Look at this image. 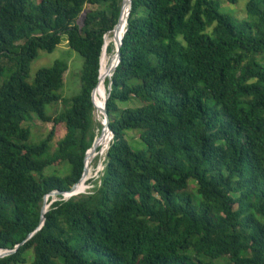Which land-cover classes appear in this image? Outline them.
<instances>
[{"label":"trees","instance_id":"trees-1","mask_svg":"<svg viewBox=\"0 0 264 264\" xmlns=\"http://www.w3.org/2000/svg\"><path fill=\"white\" fill-rule=\"evenodd\" d=\"M221 5L133 0L111 78L104 169L89 192L49 197L44 225L25 242L44 198L82 179L96 138L104 149L92 93L122 0H0V251L25 242L0 264H264V0H248L245 20ZM63 40L84 60L70 99L59 94L65 61L29 82L39 53ZM33 119L52 124L38 143ZM64 164V175L47 173Z\"/></svg>","mask_w":264,"mask_h":264},{"label":"rangeland","instance_id":"rangeland-1","mask_svg":"<svg viewBox=\"0 0 264 264\" xmlns=\"http://www.w3.org/2000/svg\"><path fill=\"white\" fill-rule=\"evenodd\" d=\"M221 2V9L223 12L231 13V15L237 19V20H245L247 18L246 14V5L248 0H240L237 5H231L228 3L227 0H218ZM126 3V0H125ZM125 7V6H124ZM92 9H99L98 7H92ZM114 50L116 45L113 44ZM114 53H108L105 58L106 66L108 65L109 61H112ZM56 61H65L68 64V71L65 74V83L63 89L59 92V94L63 97V99H70L81 92V72L83 68L84 60L83 58L72 48L68 46V42L66 40H63V42L56 48V50L49 54L46 52H40L38 58L32 63L31 65V71H30V78L29 82H33L34 78L36 76V73L43 68H50L52 67ZM264 64V63H263ZM138 106L137 102H131L129 104L121 105V107H135ZM64 109L63 102L60 101L58 104H55L48 108V113L50 116H55L58 113H60ZM95 112L93 115V121H94V128L96 130V134L98 136L99 133H101V139L100 142H103V138L105 136V129L104 127L96 120ZM30 126L32 131V140L35 143H38L41 140H44L47 138L49 132L52 129V124H45L42 123L38 119L31 120L28 124ZM102 126V129L100 127ZM104 130V134L102 135V131ZM66 132L64 129L58 130L57 135L54 139V146H56V143L60 141L64 136ZM127 140L131 144L132 148L134 150H142L144 149V144L139 140L138 133L134 131H127ZM31 140V141H32ZM103 152L100 154L94 155L93 159L91 160L90 166H89V174H88V182H87V189L85 190V193L89 192L92 188V185L89 184V181L92 179H98L99 174L102 172V169L99 170L100 164L103 163L104 157L102 156ZM103 157V158H102ZM68 168L66 164L60 167H56L53 169H48L47 173L51 174L53 172L58 171L59 174L64 175L66 173L65 169ZM53 202L58 201V198H53ZM51 204V203H50ZM204 260L211 262L213 264H226L225 259H217L212 260L209 258H205Z\"/></svg>","mask_w":264,"mask_h":264},{"label":"water","instance_id":"water-1","mask_svg":"<svg viewBox=\"0 0 264 264\" xmlns=\"http://www.w3.org/2000/svg\"><path fill=\"white\" fill-rule=\"evenodd\" d=\"M132 3H133V0H130L129 1L128 12H127L126 17H125V23L122 24L123 15H124V6H125V0H122V9H121V13H120V17H119L118 23L115 26V28L113 29V31L109 32L105 36V38H104L105 43H104V47H103V50H102V55L107 53L108 47L106 45V38L109 35H112L113 36V39L115 40V43L114 44L116 45V49H115V52H114L115 54L113 55L114 63L110 66V69H109L110 77L108 78L109 83L107 85V98L104 101V107H103V115H104V118H105V126L107 128V131L111 135V142H112V140L114 138V133H113V131L110 128V117H109V113H108V110H107V103H108V100H109L110 95H111L110 94L111 93V87H112L111 78L113 77V75H114L117 67L120 64V58H121L120 51H121V46L123 44V39H124L125 34H126V31H127V25H128V20H129L130 14H131ZM102 55H101V57H102ZM99 72H100V74H99V83H100V81H101V61H100V71ZM99 83H98L97 87L94 89V91L92 93V101H93V104H94V108L95 109H96V105H95V94H96V90L99 87ZM103 134H104V130L102 131V135ZM111 142H110V144H111ZM97 146H98V141H97V138H96L95 141H94V143H93V145H92V148L87 152V154L85 156V160H84L85 168H84V173H83L82 179L76 185H74L71 188L70 191H68V192H59V191L52 192V193H50V195H48V196H46L44 198V202H43V206H42V210H41L40 226H39V228L33 234H31L28 237V239L25 242H27L29 239H31V237L36 232H38L41 229V227L44 225V223H45V215L48 212V209H49V207L51 205V204H48L49 197H52V198L62 197L63 200L68 201L71 198L77 197V196H79V195H81V194H83L85 192V191H83L82 193H76L79 185H81V183L84 184V182L86 181L87 175L90 173L89 172L88 158H89L90 154H92V153L98 154V152H97ZM109 148H110V145H109ZM109 148H108V151H109ZM103 169H104V167L102 166V171H103ZM23 244H21V245H23ZM21 245L17 246L14 250H1L0 251V259H3V258L8 257L10 255H13L14 253H16V251L19 249V247Z\"/></svg>","mask_w":264,"mask_h":264},{"label":"bare ground","instance_id":"bare-ground-1","mask_svg":"<svg viewBox=\"0 0 264 264\" xmlns=\"http://www.w3.org/2000/svg\"><path fill=\"white\" fill-rule=\"evenodd\" d=\"M129 1L130 0H126V3H125V7H124V15H123V20H122V24L125 23V17H126V14H127V9L129 7ZM115 40L113 39V36L112 35H109L107 38H106V45L107 47H109L111 45V43H113ZM107 56V53L106 54H103L102 55V58H101V81L99 83V87L98 89L96 90V94H95V105H96V109H95V116H96V120L104 127L105 129V136L103 138V146H104V149L102 147V149L100 150V153L103 152V157L105 158L107 152H108V148H109V145H110V142H111V135L110 133L107 131V128L105 126V118H104V115H103V107H104V101L106 100L107 98V87H106V82H105V77H106V71H107V68L110 64V61L108 63V65L106 66V63H105V58ZM113 59V57H112ZM97 141L99 142V139H97ZM94 153L91 154L90 158H89V166H90V163H91V160L93 159L94 157ZM96 156V155H95ZM102 157V158H103ZM95 158V157H94ZM105 161V160H104ZM102 166H103V163L100 164L99 166V170L102 169ZM88 175L86 177V181L83 183H81V185H79L76 193H82V191L85 189L86 187V184H87V180H88Z\"/></svg>","mask_w":264,"mask_h":264}]
</instances>
